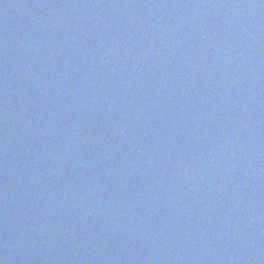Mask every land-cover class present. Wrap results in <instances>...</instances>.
<instances>
[{"label": "water", "instance_id": "1", "mask_svg": "<svg viewBox=\"0 0 264 264\" xmlns=\"http://www.w3.org/2000/svg\"><path fill=\"white\" fill-rule=\"evenodd\" d=\"M0 264H264V0H0Z\"/></svg>", "mask_w": 264, "mask_h": 264}]
</instances>
